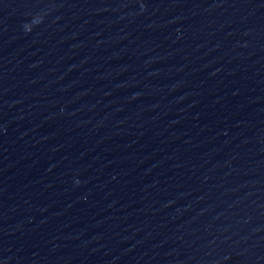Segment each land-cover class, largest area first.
I'll return each mask as SVG.
<instances>
[{"label": "clouds", "instance_id": "clouds-1", "mask_svg": "<svg viewBox=\"0 0 264 264\" xmlns=\"http://www.w3.org/2000/svg\"><path fill=\"white\" fill-rule=\"evenodd\" d=\"M26 30L31 31V28L28 25H25Z\"/></svg>", "mask_w": 264, "mask_h": 264}]
</instances>
